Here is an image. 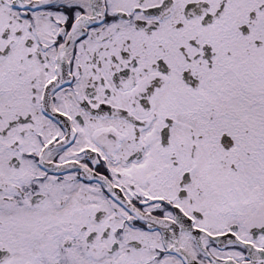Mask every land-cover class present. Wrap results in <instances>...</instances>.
<instances>
[{
    "label": "snow or ice",
    "instance_id": "6c2138e0",
    "mask_svg": "<svg viewBox=\"0 0 264 264\" xmlns=\"http://www.w3.org/2000/svg\"><path fill=\"white\" fill-rule=\"evenodd\" d=\"M0 264H264V0H0Z\"/></svg>",
    "mask_w": 264,
    "mask_h": 264
}]
</instances>
